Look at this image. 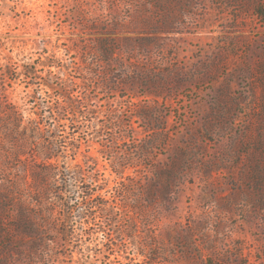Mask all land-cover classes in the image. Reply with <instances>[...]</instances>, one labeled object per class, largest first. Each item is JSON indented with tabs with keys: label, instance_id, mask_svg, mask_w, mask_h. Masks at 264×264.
<instances>
[{
	"label": "rangeland",
	"instance_id": "rangeland-1",
	"mask_svg": "<svg viewBox=\"0 0 264 264\" xmlns=\"http://www.w3.org/2000/svg\"><path fill=\"white\" fill-rule=\"evenodd\" d=\"M0 264H264V0H0Z\"/></svg>",
	"mask_w": 264,
	"mask_h": 264
},
{
	"label": "trees",
	"instance_id": "trees-1",
	"mask_svg": "<svg viewBox=\"0 0 264 264\" xmlns=\"http://www.w3.org/2000/svg\"><path fill=\"white\" fill-rule=\"evenodd\" d=\"M33 74L34 68H33ZM51 86V85H49ZM54 90L58 92L59 98L63 99L64 102V107L56 109V113L58 118L61 119V116L63 114L64 117H67L68 115L72 116L71 121H75V119L79 115H83L82 111V104L77 103L75 100L74 96L71 95L70 91L68 90L69 86L66 85H55L52 82L51 86ZM56 113L51 115V119L59 122V119L56 118ZM51 126L54 128V132L57 134L58 132V127L52 123ZM43 138V129L41 127V123L37 120H33V147H39V140ZM34 152V149H33ZM41 159L40 164L43 165V167L38 166V170L36 171V181L39 183V187L46 189L47 191V186H48V177L51 174L52 171V166L54 165L51 161L55 157V149L51 146L46 145V147H43L42 151H40V154L38 155ZM79 174L76 177V181L81 180L79 178ZM81 196H82V201L80 203V206L78 208L79 212V217L81 220H83V224L88 225V227L91 224H95V220L97 218V211H100V215L102 216H107L111 214V210L107 208L106 203L105 204H98L96 203V200L98 197L95 195L93 189L90 187L88 188H81ZM47 193L43 192L42 189H38L36 191V195L34 198L36 199V202L38 204L41 203L40 197L46 196ZM35 221L33 220V237H38L42 233L36 228V225L34 223Z\"/></svg>",
	"mask_w": 264,
	"mask_h": 264
}]
</instances>
